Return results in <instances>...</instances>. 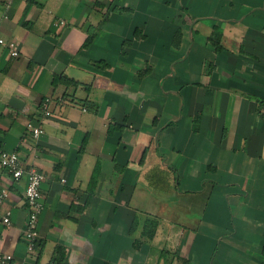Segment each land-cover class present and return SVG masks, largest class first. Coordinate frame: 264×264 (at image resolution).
Listing matches in <instances>:
<instances>
[{"label":"crops","instance_id":"crops-1","mask_svg":"<svg viewBox=\"0 0 264 264\" xmlns=\"http://www.w3.org/2000/svg\"><path fill=\"white\" fill-rule=\"evenodd\" d=\"M0 149L16 264H264V0H0Z\"/></svg>","mask_w":264,"mask_h":264},{"label":"built area","instance_id":"built-area-1","mask_svg":"<svg viewBox=\"0 0 264 264\" xmlns=\"http://www.w3.org/2000/svg\"><path fill=\"white\" fill-rule=\"evenodd\" d=\"M63 21H59L56 25H63ZM8 50L11 57H16L18 52L13 42L8 44ZM47 104H44V114H47ZM33 135L39 137L43 134L40 129H32ZM0 167L13 180L20 179L22 176L26 177V186L24 190V200L28 209V218L25 228L26 249L28 253H32L36 244L39 241V233L37 230L38 216L43 210V202L40 200V186L44 181V175L35 169L24 171L21 162L15 152H9L0 149ZM8 198L6 190L0 191V217L5 226H10L11 213L6 211L1 212V206L5 199ZM0 264H16L11 254L0 255Z\"/></svg>","mask_w":264,"mask_h":264},{"label":"trees","instance_id":"trees-1","mask_svg":"<svg viewBox=\"0 0 264 264\" xmlns=\"http://www.w3.org/2000/svg\"><path fill=\"white\" fill-rule=\"evenodd\" d=\"M179 33V32H178ZM180 34V33H179ZM212 41V40H210ZM149 71V70H148ZM147 70H145L144 75L148 72ZM152 227V232H150L148 234V238H153L154 236V232H155V228H156V224H154V226ZM154 228V229H153ZM65 256H66V250L63 247H57L55 249V253H54V257H53V264H64L65 261Z\"/></svg>","mask_w":264,"mask_h":264}]
</instances>
